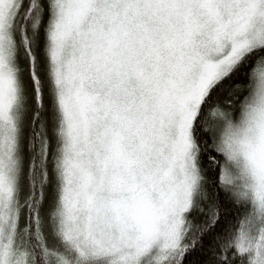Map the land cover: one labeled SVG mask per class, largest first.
<instances>
[{"label":"snow or ice","instance_id":"6c2138e0","mask_svg":"<svg viewBox=\"0 0 264 264\" xmlns=\"http://www.w3.org/2000/svg\"><path fill=\"white\" fill-rule=\"evenodd\" d=\"M0 264H264V0H0Z\"/></svg>","mask_w":264,"mask_h":264}]
</instances>
